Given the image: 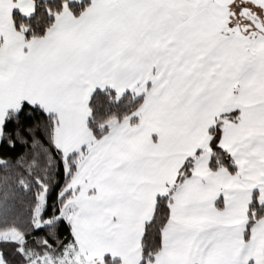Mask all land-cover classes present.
Returning a JSON list of instances; mask_svg holds the SVG:
<instances>
[{"label":"snow or ice","instance_id":"snow-or-ice-1","mask_svg":"<svg viewBox=\"0 0 264 264\" xmlns=\"http://www.w3.org/2000/svg\"><path fill=\"white\" fill-rule=\"evenodd\" d=\"M0 264H264V0H0Z\"/></svg>","mask_w":264,"mask_h":264}]
</instances>
